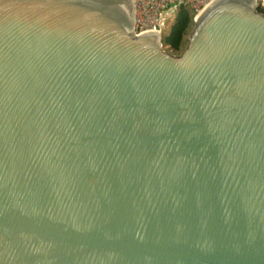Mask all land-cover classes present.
Segmentation results:
<instances>
[{
    "label": "water",
    "instance_id": "obj_1",
    "mask_svg": "<svg viewBox=\"0 0 264 264\" xmlns=\"http://www.w3.org/2000/svg\"><path fill=\"white\" fill-rule=\"evenodd\" d=\"M260 8L0 0V264H264Z\"/></svg>",
    "mask_w": 264,
    "mask_h": 264
},
{
    "label": "built area",
    "instance_id": "obj_2",
    "mask_svg": "<svg viewBox=\"0 0 264 264\" xmlns=\"http://www.w3.org/2000/svg\"><path fill=\"white\" fill-rule=\"evenodd\" d=\"M212 0H131L133 9L132 29L135 34L142 32L162 33L180 6L194 14ZM255 1V0H254ZM261 2V0H258ZM258 2V3H260Z\"/></svg>",
    "mask_w": 264,
    "mask_h": 264
},
{
    "label": "trees",
    "instance_id": "obj_3",
    "mask_svg": "<svg viewBox=\"0 0 264 264\" xmlns=\"http://www.w3.org/2000/svg\"><path fill=\"white\" fill-rule=\"evenodd\" d=\"M257 9L261 11L260 6H257ZM193 15L194 12L180 6L169 26L167 34L162 37L163 44L172 50H178L183 41L184 34H186L192 24Z\"/></svg>",
    "mask_w": 264,
    "mask_h": 264
},
{
    "label": "rangeland",
    "instance_id": "obj_4",
    "mask_svg": "<svg viewBox=\"0 0 264 264\" xmlns=\"http://www.w3.org/2000/svg\"><path fill=\"white\" fill-rule=\"evenodd\" d=\"M254 2H255V4H256L257 6H260V3H258V2H260V1L255 0ZM174 15H175V14H174ZM193 16H194V15H193ZM173 18H174V16H173ZM173 18L169 20V22H168L166 28H165V29L163 30V32L161 33V35H160L161 38H162L165 34H167L168 29H169V26L171 25V23H172V21H173ZM192 20H193V17H192ZM192 25H193V21H192V24H191V26L189 27L188 31L186 32V34H184V36H183V41H182V43H181V45H180V47H179L178 50H172V49L168 48L167 45L163 44V42H161V48H162L165 52H167V53H169V54H178V53H180L181 50L183 49V47H184L185 44H186L187 37H188V34H189V32H190V30H191V28H192Z\"/></svg>",
    "mask_w": 264,
    "mask_h": 264
},
{
    "label": "bare ground",
    "instance_id": "obj_5",
    "mask_svg": "<svg viewBox=\"0 0 264 264\" xmlns=\"http://www.w3.org/2000/svg\"><path fill=\"white\" fill-rule=\"evenodd\" d=\"M203 8H204V7H203ZM203 8H202V9H203ZM202 9H201V10H202Z\"/></svg>",
    "mask_w": 264,
    "mask_h": 264
}]
</instances>
